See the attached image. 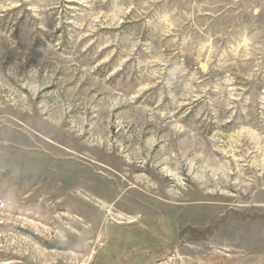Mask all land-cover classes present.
<instances>
[{"label":"rangeland","instance_id":"1","mask_svg":"<svg viewBox=\"0 0 264 264\" xmlns=\"http://www.w3.org/2000/svg\"><path fill=\"white\" fill-rule=\"evenodd\" d=\"M0 264H264V0H0Z\"/></svg>","mask_w":264,"mask_h":264},{"label":"bare ground","instance_id":"2","mask_svg":"<svg viewBox=\"0 0 264 264\" xmlns=\"http://www.w3.org/2000/svg\"><path fill=\"white\" fill-rule=\"evenodd\" d=\"M83 193H84V191L80 189V193H79V194H80L81 196H83ZM85 196H87V197H88V195H87V194H85ZM85 196H83V197H85ZM103 205H105V206H106V203H105V202H103ZM109 207H110V206H109ZM107 212H109V213H110V212H111V209H110V208H109V209H107Z\"/></svg>","mask_w":264,"mask_h":264}]
</instances>
